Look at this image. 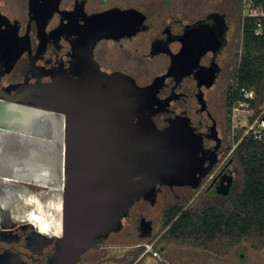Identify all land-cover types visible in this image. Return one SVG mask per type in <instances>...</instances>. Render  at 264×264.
I'll use <instances>...</instances> for the list:
<instances>
[{
    "label": "flooded vegetation",
    "instance_id": "af4514ba",
    "mask_svg": "<svg viewBox=\"0 0 264 264\" xmlns=\"http://www.w3.org/2000/svg\"><path fill=\"white\" fill-rule=\"evenodd\" d=\"M189 10L191 4L184 0H0V102H19L28 95L26 87L77 79L90 63L106 73L121 72L147 89L143 114L158 129L182 119L201 139L205 173L197 188L157 184L153 201H136L118 230L96 237L72 264H264V253L258 252L264 246L254 249L246 241L253 252L244 246L237 253L181 254L173 252V242L151 240L155 225L145 207L155 205L158 197L166 200L178 187L214 197L232 193L239 143L234 145V114L246 111L240 102L249 101L252 109L250 102L256 99L255 93L247 99L243 91L253 90L234 86L244 99L230 104L237 44L229 37L225 15L221 20L212 16L215 9L203 14ZM221 25L225 29L218 38ZM203 28L210 31L204 39ZM254 113L247 114L252 127H242H248L245 135L259 137L264 109ZM13 181L33 191L53 187ZM139 203L147 205L132 212ZM28 208L36 217L43 215L33 203ZM55 236L0 206V264H51Z\"/></svg>",
    "mask_w": 264,
    "mask_h": 264
},
{
    "label": "water",
    "instance_id": "95a60500",
    "mask_svg": "<svg viewBox=\"0 0 264 264\" xmlns=\"http://www.w3.org/2000/svg\"><path fill=\"white\" fill-rule=\"evenodd\" d=\"M209 35L203 28L201 38ZM146 90L88 63L77 79L26 87L19 102H0V177L60 187L51 264L76 262L96 237L120 228L136 201H153L157 184L198 187L200 137L182 119L158 129L143 114Z\"/></svg>",
    "mask_w": 264,
    "mask_h": 264
},
{
    "label": "trees",
    "instance_id": "16d2710c",
    "mask_svg": "<svg viewBox=\"0 0 264 264\" xmlns=\"http://www.w3.org/2000/svg\"><path fill=\"white\" fill-rule=\"evenodd\" d=\"M254 1L264 10V0ZM241 10L239 0V14ZM239 23L241 41L235 54L229 100L231 104L235 99H244L234 89L243 87L256 94L250 102L256 107L264 100V32L255 33L251 18H245L242 27L240 15ZM234 157L241 175L238 191L221 204L169 205L162 215L163 240L201 246L214 253H226L243 241L254 249L264 246V131L259 137L243 136Z\"/></svg>",
    "mask_w": 264,
    "mask_h": 264
},
{
    "label": "rangeland",
    "instance_id": "374dc122",
    "mask_svg": "<svg viewBox=\"0 0 264 264\" xmlns=\"http://www.w3.org/2000/svg\"><path fill=\"white\" fill-rule=\"evenodd\" d=\"M141 0H132V4H137L138 2H140ZM159 1V0H158ZM186 2H188V4H191V11L192 13H197V14H203L204 12L208 11V10H217L219 13L224 14L228 23L231 24L230 25V29H229V37L235 38L236 39V44H237V48L240 45V41H241V28H240V23H239V18L240 15H242V10L241 13L239 14V12L237 11V8L239 9V0H184ZM190 11V10H189ZM190 11V12H191ZM254 109V111H253ZM264 109V100L256 107H252V110L250 111V113L244 111H236L234 114V124L236 125V136H239L238 139L234 140V145L237 144V142H239L238 140L245 135L246 131L248 130L247 126L246 127H242L243 124H248V126H250L249 123H246L248 120V115L247 114H256V112H258L259 110ZM209 176L204 178V184H206L208 182ZM236 179H237V183L236 186L234 188V190L232 191L231 194H229V196L227 197H214V196H209L207 195L205 192H201L199 193L198 190L194 191V190H190L188 188H175L173 192H169L167 194L168 198L166 200L158 197L157 202L155 205L153 206H146L145 208L147 209V212L149 214L148 217H151L155 228H154V232H153V236L151 240L157 239L160 242H165V240L162 239V235L165 231V229H161V222H162V215L165 211V209L171 205V204H183L184 206H188L192 203H197L200 205L203 204H221L224 203L225 201H227L228 199H230L240 188L241 186V175H240V170L237 167V175H236ZM207 181V182H206ZM142 205H147L146 203H139L137 204L133 209L132 212L135 211V209L139 206ZM116 236H120V234L116 235ZM174 244L177 245H170V247L174 248L173 252H178L181 254H188V253H209L212 252L210 250H207L201 246H192L189 244H180V243H176L173 242ZM160 246V243H159ZM158 246V247H159ZM246 247L247 249L244 250L248 253L253 252L254 250L251 249L250 245H248L245 242H242L241 244L237 245V246H233L228 252L231 253H237L242 251L243 247ZM259 253H264V247L261 250H258ZM214 253V252H212Z\"/></svg>",
    "mask_w": 264,
    "mask_h": 264
},
{
    "label": "bare ground",
    "instance_id": "6f19581e",
    "mask_svg": "<svg viewBox=\"0 0 264 264\" xmlns=\"http://www.w3.org/2000/svg\"><path fill=\"white\" fill-rule=\"evenodd\" d=\"M10 178L0 177V206L9 208L19 220L34 222L37 228L47 234L61 232V191L53 187L33 191L26 186H16ZM33 203L43 212L34 216L28 205Z\"/></svg>",
    "mask_w": 264,
    "mask_h": 264
},
{
    "label": "built area",
    "instance_id": "2783aa9c",
    "mask_svg": "<svg viewBox=\"0 0 264 264\" xmlns=\"http://www.w3.org/2000/svg\"><path fill=\"white\" fill-rule=\"evenodd\" d=\"M241 9H242V27H243V21L245 18H251L255 21L254 25V31L256 34H262L264 32V24H263V17H264V10L262 6L258 3H256L254 0H241ZM245 92V96L247 99H254L255 95L253 91H246L243 89ZM240 106H244L246 109V112L250 113L252 110L249 107V101L246 102H240ZM264 126V122H263ZM250 128L252 125L249 126ZM210 178V176H209ZM209 180V179H208ZM207 182V181H206ZM204 185V181L202 182ZM146 250L149 248V244L145 243Z\"/></svg>",
    "mask_w": 264,
    "mask_h": 264
}]
</instances>
